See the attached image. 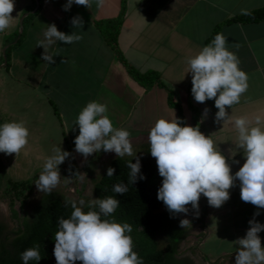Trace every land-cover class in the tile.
<instances>
[{
    "label": "crops",
    "instance_id": "1",
    "mask_svg": "<svg viewBox=\"0 0 264 264\" xmlns=\"http://www.w3.org/2000/svg\"><path fill=\"white\" fill-rule=\"evenodd\" d=\"M66 3L67 0H39L37 11L24 27L22 39L9 52L7 68H2L0 62V102L4 104L8 98L11 114L18 113V105L24 106L19 107L23 115L30 112L25 109L27 106H35L42 115L54 117L63 137L60 121L72 122L71 128L77 129L75 136H78L79 113L89 102L96 101L107 105V115L114 127L130 132L133 148L148 144L149 132L156 121L172 120L176 113L166 106L163 90L152 86L144 91L129 79L94 27L95 21L116 16L119 0H104L99 7L92 0L91 9L73 3L69 11H64ZM29 4L30 0H14L15 20L9 29L0 33V57L2 39L16 33L22 11ZM262 6L264 0H125L115 39L116 48L128 65L138 72H156L172 90V100L182 110L184 125H189L187 104L196 111L199 130L210 136L225 155L233 175L245 162L242 149L234 158L229 151L236 149L238 132L234 120L246 117L251 126H257L256 118L260 117L259 126L264 128V20L229 23L219 28L218 33L228 38L226 47L237 55L239 68L248 76L249 87L240 102L226 108L231 119L217 123L214 99L198 103L191 90L186 92L192 81L187 60L202 50L203 41L214 25L241 14L242 9L250 11ZM78 15L83 27L73 28L71 20ZM53 23L59 31L75 32L83 38L72 44L57 42L50 46L47 51L55 63L48 64L42 59L45 50L37 46V41L44 39V32ZM205 108L210 109L206 117ZM67 146L75 164H61L59 168L79 169L89 160V156L85 159L75 151V144L71 148ZM114 154L102 150L92 159L103 157L105 164ZM188 207L192 223L188 236H195L197 251L210 263L222 259V264H235L239 247L235 241L246 236L248 222L255 212H260L255 220L264 224V209L241 200L239 181L230 189V199L221 207L209 206L203 195L198 216L191 205ZM199 217L200 226L196 223ZM198 228L200 236H197ZM193 229L197 231L192 232ZM258 235L264 247V230Z\"/></svg>",
    "mask_w": 264,
    "mask_h": 264
},
{
    "label": "clouds",
    "instance_id": "2",
    "mask_svg": "<svg viewBox=\"0 0 264 264\" xmlns=\"http://www.w3.org/2000/svg\"><path fill=\"white\" fill-rule=\"evenodd\" d=\"M101 6L104 0H95ZM85 6L91 9L92 0H67L63 6L69 11L72 5ZM14 0H0V33L9 29L15 18L12 16ZM242 15H250L247 9L241 10ZM73 28L83 27V20L78 15L71 20ZM44 39L37 41V46L44 48L42 59L48 64L55 63L47 49L57 42L72 44L83 37L75 32L66 34L57 29L53 23L44 32ZM228 38L218 33L210 44L192 58L187 60L189 72L192 74L191 94L198 103L213 100L218 111L215 121L231 119L226 108H232L240 102L248 85L247 74L239 68L240 61L235 53L228 50ZM238 47V46H237ZM62 62H66L63 61ZM210 109L205 108L206 117ZM106 104L96 101L89 102L79 113L76 125L79 135L74 140L75 151L85 159L101 150L114 152L118 157H134L136 162H128L130 169L128 184L137 179H146L141 174L140 159L133 152L130 132L113 126L107 115ZM182 121L175 117L172 120L158 119L148 136L151 156L155 158L158 173L163 178L157 192V199L162 201L169 213L189 212V205L199 215L201 195L207 198L209 206L219 208L230 199V189L239 181L240 198L251 203L257 209H264V128L260 127L261 119L256 118V125L246 117L234 120L238 132L236 149H230L234 158L238 150H243L245 162L235 174H232L228 159L219 150L210 136L203 134L199 127L181 126ZM30 133L23 122H5L0 125V152L6 155H19L28 144ZM54 155L48 157L43 171L36 179L37 190L51 194L61 183L59 165L70 153L61 148L53 150ZM234 163H239L233 159ZM115 169L109 167L107 176L112 177ZM83 179V177H81ZM128 184L118 183L113 186L116 194H125ZM70 204L72 212L69 218H58L55 232L54 257L56 264H144L138 253L133 250V240L126 233L132 232L128 223H117L114 220L102 219L109 217L120 206L114 197L93 199L88 202L89 210L83 211L85 201L66 199L65 206ZM79 204V206H78ZM260 215L257 211L249 220L246 236L235 243L239 246L235 256V264H264V247L258 235L264 230V224L255 220ZM191 225L188 219L180 220V227ZM40 245L35 244L20 254L23 264L41 260Z\"/></svg>",
    "mask_w": 264,
    "mask_h": 264
},
{
    "label": "trees",
    "instance_id": "3",
    "mask_svg": "<svg viewBox=\"0 0 264 264\" xmlns=\"http://www.w3.org/2000/svg\"><path fill=\"white\" fill-rule=\"evenodd\" d=\"M124 2L125 0H119L118 11L114 18L97 20L93 25L105 44L112 50L129 79L144 91L152 86L163 90L166 106L175 111L176 117L182 121L181 126H183L184 116L180 106L172 100V90L159 79L156 72H138L133 69L124 61L116 48L115 39L124 12ZM38 7L39 0H30L28 7L22 11V14L26 15L20 19V33L18 35L13 33L2 39V47H4L0 57V62H4L2 68H7L10 50L22 39L24 27ZM249 12L250 15L239 14L214 25L203 41L202 48L211 43L224 24H248L264 20V6ZM191 88L192 83L187 86L186 92L189 93ZM187 107L190 111L189 126L199 127L196 111L188 104ZM53 112L55 114L54 109ZM133 152L140 159L141 174L146 179L138 178L136 183L128 184L130 169L127 164L129 161L135 163L136 158L126 156L121 158L114 154L90 179L89 194L79 197L76 201L83 199L85 205L82 210L87 212L98 211V208L89 209L88 207V202L93 199H104L110 196L118 199L120 206L116 211L109 217L101 218L121 224L128 223L132 226V232L126 234L131 236L133 250L142 258L144 264H192L188 257H178V245L188 235L192 223L187 228H180L177 225V215L173 217L163 202L157 199V192L163 178L158 173L155 158L151 156L150 144L139 145L133 148ZM109 167L115 169L112 177L107 176ZM68 168L76 169L74 167L64 169ZM118 183L128 184L127 193L121 195L113 192V186ZM6 188L22 203L30 191V184L27 181L9 182ZM66 199L69 198L56 191L51 194L43 193L31 207L29 214L23 217L14 229L9 230L0 217V264H23L20 254L35 244L40 245L42 258L39 262L30 261L29 264H56L53 251L58 218H69L72 212L70 204L65 206ZM200 220L201 217L196 220L198 226H200ZM76 264H82V262L77 261Z\"/></svg>",
    "mask_w": 264,
    "mask_h": 264
},
{
    "label": "rangeland",
    "instance_id": "4",
    "mask_svg": "<svg viewBox=\"0 0 264 264\" xmlns=\"http://www.w3.org/2000/svg\"><path fill=\"white\" fill-rule=\"evenodd\" d=\"M19 107L22 109L24 108V106L18 105V113L11 114L9 111L8 98L4 104L0 102V125H3L5 122H23L30 133L28 137L29 142L19 155H6L0 152V217L4 220L9 230L14 229L20 220L29 214L31 207L36 204L42 196L43 193L37 190L35 181L43 171L46 159L54 155L53 150L59 147L62 151L69 152L67 144L71 148L76 138L75 135L78 133L76 128H71L72 122L62 119L60 122L62 124L63 138L60 134L58 122L53 116L42 115L40 110H37V108L32 105L25 108L27 111H30L28 115H23ZM19 112L21 113L19 114ZM64 141L66 142L65 144ZM91 156H89V160L81 165L79 169L59 168L61 183L53 191L75 200H78L79 197L88 195L90 179L93 178L104 165L102 160L103 157L92 159L95 158L96 153ZM73 163L75 164L70 154L62 164L72 165ZM81 177H83V179H81ZM19 181H27L30 184V191L22 203H20L19 200L15 198L14 194L6 188L9 182ZM182 219H188L190 221L191 218L189 213L177 214V225L179 227L180 220ZM195 228L196 227H194V229ZM190 229L191 228H189V231ZM194 229L192 232L197 231ZM200 230L201 229L198 228L197 236H200ZM178 257H188L195 264H205L200 253L196 249L195 236L187 235L182 239L178 245ZM211 260L213 259L211 258ZM206 261L208 264H222L224 260L221 259L220 261L219 259L218 261L220 262L215 261V263H210V260Z\"/></svg>",
    "mask_w": 264,
    "mask_h": 264
},
{
    "label": "water",
    "instance_id": "5",
    "mask_svg": "<svg viewBox=\"0 0 264 264\" xmlns=\"http://www.w3.org/2000/svg\"><path fill=\"white\" fill-rule=\"evenodd\" d=\"M35 5H36V4H35ZM35 5H34V6H35ZM31 12H32V11H31ZM31 12H30V13H31ZM25 15H26V14H23V15L21 16V18L24 17ZM21 18H20V19H21ZM16 33H17V35L20 33V22H19V24H18V27H17V31H16ZM3 49H4V47H3L2 50H1V57H2ZM3 64H4V62L1 63V66H2Z\"/></svg>",
    "mask_w": 264,
    "mask_h": 264
},
{
    "label": "built area",
    "instance_id": "6",
    "mask_svg": "<svg viewBox=\"0 0 264 264\" xmlns=\"http://www.w3.org/2000/svg\"><path fill=\"white\" fill-rule=\"evenodd\" d=\"M202 260L205 262V264H208V262L205 259L202 258Z\"/></svg>",
    "mask_w": 264,
    "mask_h": 264
},
{
    "label": "flooded vegetation",
    "instance_id": "7",
    "mask_svg": "<svg viewBox=\"0 0 264 264\" xmlns=\"http://www.w3.org/2000/svg\"><path fill=\"white\" fill-rule=\"evenodd\" d=\"M190 260V259H189ZM191 261V260H190ZM192 264H195L194 262L191 261Z\"/></svg>",
    "mask_w": 264,
    "mask_h": 264
}]
</instances>
